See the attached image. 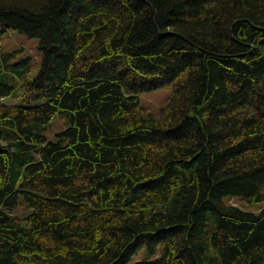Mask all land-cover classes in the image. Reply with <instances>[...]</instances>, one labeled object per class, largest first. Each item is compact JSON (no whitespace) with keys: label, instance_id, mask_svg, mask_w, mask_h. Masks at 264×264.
Here are the masks:
<instances>
[{"label":"trees","instance_id":"obj_1","mask_svg":"<svg viewBox=\"0 0 264 264\" xmlns=\"http://www.w3.org/2000/svg\"><path fill=\"white\" fill-rule=\"evenodd\" d=\"M0 27L41 53L0 50V264H264V207L226 202L264 201V0H0Z\"/></svg>","mask_w":264,"mask_h":264},{"label":"rangeland","instance_id":"obj_2","mask_svg":"<svg viewBox=\"0 0 264 264\" xmlns=\"http://www.w3.org/2000/svg\"><path fill=\"white\" fill-rule=\"evenodd\" d=\"M38 43L39 38L37 37H28L24 33L19 32L18 30L2 31L0 27V50H19L14 60H18L19 58L27 55L30 56L33 74L37 72L41 65V53L38 49ZM170 94V88L166 85H162L155 89L141 92L139 96L141 104L146 107L148 112L154 115H158L159 109L165 104ZM0 101L14 103L18 102V100L12 98H0ZM66 126V119L56 116L49 123L48 131L45 132V135L48 139H54L55 133L65 129ZM226 202L235 206H239L244 210L254 212L259 210V207L260 209L264 207V201L249 204L246 200L240 199L239 197L228 198L226 199ZM158 255L159 249H157L154 253H151L146 248V246H142L130 256L128 264H133L137 261L153 259Z\"/></svg>","mask_w":264,"mask_h":264}]
</instances>
